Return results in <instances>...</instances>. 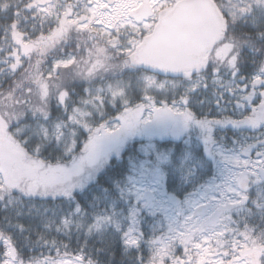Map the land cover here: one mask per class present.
Returning a JSON list of instances; mask_svg holds the SVG:
<instances>
[{"label":"trees","instance_id":"1","mask_svg":"<svg viewBox=\"0 0 264 264\" xmlns=\"http://www.w3.org/2000/svg\"><path fill=\"white\" fill-rule=\"evenodd\" d=\"M51 1L0 0V264H155L160 219L133 184L135 171L155 162L143 151L166 159L163 194L182 203L218 179L213 146H263L240 110L234 124L224 120L242 109L238 81L264 71V0H213L226 19L219 68L214 58L177 75L133 66L138 38L81 29L83 0L41 13ZM118 136L90 161L92 149ZM245 204L253 214L235 228L260 242L218 244L264 264V209L253 197ZM214 213L216 222L222 213Z\"/></svg>","mask_w":264,"mask_h":264},{"label":"rangeland","instance_id":"2","mask_svg":"<svg viewBox=\"0 0 264 264\" xmlns=\"http://www.w3.org/2000/svg\"><path fill=\"white\" fill-rule=\"evenodd\" d=\"M59 1L54 0L50 4L42 5L40 12L45 15L55 14ZM83 1V15L77 23L85 20L84 24H81V29H88L99 36L125 34L130 43H133L134 38H138L140 44L153 26L152 23L136 24L131 18L132 13L141 7L142 0ZM168 1L160 0L154 5H160L159 7L156 6L157 9H160ZM110 2L112 3L110 4ZM242 98L243 96H241ZM151 119V114L146 113L143 123H148ZM246 127L248 129L254 128L251 124H247ZM128 131L123 130L121 134ZM120 137H114L92 149L88 156L90 161L98 156V152L100 154L101 151L111 149L110 147L115 145ZM125 139L126 137L123 140ZM262 140L264 142V138ZM143 152L147 157H155V162H144L135 171L133 184L137 200L142 205L147 206L150 213L159 216L160 219L155 225V230L159 234L155 264H164L168 260L177 264H254L248 254L240 255L235 253L234 249L236 247L245 249L251 245L256 246L260 242L257 234L251 230V232L243 231L241 234L235 225H240L242 217L246 218L253 214L252 210L245 204L248 200L250 201V197L254 198V204L257 208L264 209V143L258 152L262 155L260 160L242 159L241 151L228 153L223 149H216L212 152L211 157L219 163V174L218 179L207 186L209 194L204 189L197 196L182 203H174L163 194L161 168L165 165L166 159L159 154L151 155L149 147ZM190 154H186L188 159ZM211 202L214 203L213 211L209 210L206 217L194 218L197 209L207 207ZM217 210H220L222 214H220L219 220L215 222L212 219L215 215L214 211ZM226 235L228 236L225 237ZM222 239H228L231 243L235 240L238 246L233 247V249L221 248L218 243ZM179 248H181V257H178ZM178 259L181 262H178ZM7 264L15 263L8 262ZM53 264L83 263L66 259Z\"/></svg>","mask_w":264,"mask_h":264},{"label":"water","instance_id":"3","mask_svg":"<svg viewBox=\"0 0 264 264\" xmlns=\"http://www.w3.org/2000/svg\"><path fill=\"white\" fill-rule=\"evenodd\" d=\"M148 2L144 0L142 8L131 15L133 20L140 22L154 17ZM145 10L149 13L144 14ZM224 33L225 21L213 0H182L171 12L160 15L152 34L128 60L135 67L169 75L202 71L208 66L207 55L222 41ZM248 156V151L241 154L243 159ZM261 156L257 154L255 158ZM206 193L209 194V188ZM210 208L212 205L197 209L194 218L206 217Z\"/></svg>","mask_w":264,"mask_h":264},{"label":"flooded vegetation","instance_id":"4","mask_svg":"<svg viewBox=\"0 0 264 264\" xmlns=\"http://www.w3.org/2000/svg\"><path fill=\"white\" fill-rule=\"evenodd\" d=\"M143 1L142 0V5L141 7H139L137 9L140 10L143 6ZM160 0H149L148 4H149V8L150 11H152L154 13V17L152 18H148L147 20H143L141 19L140 22H137V20H134L136 24H149L152 23L153 26L151 27V29L149 30L148 34L145 36L148 37L149 35L152 34V32L154 31L158 21H159V17L163 12H171V10L174 8V6L177 3H174V1H168L166 3H164V7L161 6L160 9H157L156 6L154 5L155 3H158ZM112 3V2H111ZM160 6V5H159ZM157 6V7H159ZM144 14H148L149 10H145L143 12ZM225 22L226 19L225 17H223ZM144 38V39H145ZM223 40V39H222ZM222 42V41H221ZM220 42V43H221ZM219 43V44H220ZM219 44L215 47V49L213 50L212 53L207 55V58L209 60V63L212 62L215 58V62L217 65V68H219ZM251 69V68H249ZM235 67L231 66V71H234ZM217 76H219V71H216ZM194 73V72H192ZM236 76V73H234V77ZM248 77H244V80H239L238 81V89L241 90L242 96L243 98L240 99V103L242 105V109H240V107H238L237 109L234 108V112L230 113L229 118L226 120H224L225 122H231V124H234V122L236 121L235 118V112L240 110L243 118H244V124H251L254 128L251 130L256 131L258 134L255 137H252V139L254 140H259L264 138V71L261 72L260 74H256L254 76H250V72L248 70ZM218 109H221L218 107ZM217 118H220L221 113H218ZM156 118V117H155ZM222 120V119H221ZM220 121V120H217ZM262 125V126H261ZM164 127L167 128V132H171L172 127L171 126H167L165 125ZM249 152V156L246 160L250 161V160H260L262 158V156L259 159H256L255 156L257 154H259L258 152L251 151V150H246ZM243 151H241L240 155L242 154Z\"/></svg>","mask_w":264,"mask_h":264},{"label":"bare ground","instance_id":"5","mask_svg":"<svg viewBox=\"0 0 264 264\" xmlns=\"http://www.w3.org/2000/svg\"><path fill=\"white\" fill-rule=\"evenodd\" d=\"M133 13H134V12H133ZM133 13H132V14H133ZM224 21H225V20H224ZM224 36H225V34L223 35V38H224ZM141 43H142V42H140V44H139L138 46H140ZM138 46H137V47H138ZM137 47L135 48V50L137 49ZM135 50H134V51H135ZM134 51H133V53H134ZM131 55H132V54H131ZM208 64H209V62H208ZM261 126H262V125H261ZM213 147L218 149V147H217L216 145L213 146ZM242 159H243V158H242ZM209 205H212V208H210L209 210H210V211H213V210H214V203L211 202ZM209 205H208V206H209ZM214 212H216V211H214Z\"/></svg>","mask_w":264,"mask_h":264}]
</instances>
